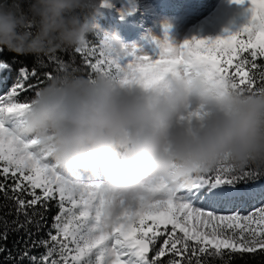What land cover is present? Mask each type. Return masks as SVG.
<instances>
[{
	"label": "snow or ice",
	"instance_id": "6c2138e0",
	"mask_svg": "<svg viewBox=\"0 0 264 264\" xmlns=\"http://www.w3.org/2000/svg\"><path fill=\"white\" fill-rule=\"evenodd\" d=\"M231 3L246 6L250 13L248 22L238 30H226L216 37L193 35L177 44L170 40L169 26H165L163 39L154 38L158 52L152 54L132 45L117 53L102 35L101 58L87 62L89 77L108 74L124 84L147 89L161 84L170 74L196 70L218 85L264 91V71L258 72L259 85L256 75L249 71V66L257 69L258 58H264V0ZM117 6L113 0H104L103 9ZM118 10H125V0ZM81 51L75 49L76 53ZM49 60L58 65L55 75L68 71L62 58L52 55ZM12 71V63L0 60V193L13 204L0 216V241L7 240L9 231L24 229L31 243L25 242L19 254L21 261L165 264L163 258L169 256L167 264H233L245 254L264 252V184H258L264 170L239 171L222 163L194 175L187 185L149 182L129 203L105 187L102 175L89 181L91 174L86 172H60L34 140L17 137L5 126L10 117H19L21 110L30 106L28 93L35 95L55 76L48 72L40 80L34 62L31 68L21 65L16 69V78L9 86L4 74ZM21 95L26 97L24 102L19 100ZM202 115L189 113L193 118ZM52 200L57 201L59 211L48 228L47 239L31 240V227L37 231L44 227V212ZM10 215L15 216L11 221L7 219ZM160 237H164L162 242ZM157 243L161 246L153 252ZM32 248H44V252L33 255ZM4 252L12 257L0 244V253Z\"/></svg>",
	"mask_w": 264,
	"mask_h": 264
},
{
	"label": "clouds",
	"instance_id": "9594fccd",
	"mask_svg": "<svg viewBox=\"0 0 264 264\" xmlns=\"http://www.w3.org/2000/svg\"><path fill=\"white\" fill-rule=\"evenodd\" d=\"M103 3L0 0V51L39 59L81 48L99 28ZM104 36L123 51L118 30ZM13 132L34 140L60 172L102 175L131 203L149 182L187 185L222 163L264 170V91L218 85L196 70L147 89L67 71L37 91Z\"/></svg>",
	"mask_w": 264,
	"mask_h": 264
},
{
	"label": "rangeland",
	"instance_id": "374dc122",
	"mask_svg": "<svg viewBox=\"0 0 264 264\" xmlns=\"http://www.w3.org/2000/svg\"><path fill=\"white\" fill-rule=\"evenodd\" d=\"M160 1L162 2L160 4L166 3L167 7L164 8L156 0H134L137 3L134 5H128L127 0H125V10L120 11L118 10L119 4L123 0H113V3H116L118 6L116 8L103 9V14L95 18L94 22L99 25V28L96 30V46L90 48L86 42L81 47L82 51L92 56V62H95L96 59L101 58L99 44L101 36L105 32L118 30L126 45L136 46L138 49L152 54L158 52L154 38L163 39L165 26H169L168 36L170 40L178 44L193 35L216 37L223 35L226 30L236 31L248 22L250 16V13L246 10V6L235 5L231 3V0ZM221 4L230 6L229 12H225L224 8L222 9V6H220ZM130 8H135V11H129ZM16 75L17 73L14 71L4 74L9 86L15 80ZM28 96L33 98L34 93L29 92ZM19 100L20 102H24L26 97L21 95ZM18 120L19 117L12 116L5 126L10 131H13ZM72 178L78 179L79 177L72 176ZM99 178L100 175H89L87 177L89 181ZM263 183L264 178L258 182V184ZM259 199L260 196L257 195L256 203L259 202ZM163 239L164 237H160L161 242ZM160 246L161 243H157L153 252ZM168 259L169 256L163 258L165 264H167Z\"/></svg>",
	"mask_w": 264,
	"mask_h": 264
},
{
	"label": "trees",
	"instance_id": "16d2710c",
	"mask_svg": "<svg viewBox=\"0 0 264 264\" xmlns=\"http://www.w3.org/2000/svg\"><path fill=\"white\" fill-rule=\"evenodd\" d=\"M95 21V20H94ZM95 23V22H94ZM96 32L89 35L86 42L90 48H94L96 46ZM62 58L63 61L67 62L65 67L68 71L74 72L77 74L89 76L90 71L87 66V62L89 60H93L92 56H89L87 52L81 51L80 53H76L75 49H69L64 51H58L54 54ZM52 56V55H50ZM0 60H4L13 64V71L16 72L21 65L32 67L34 62H37V72L40 80H44L45 73L52 72L54 75L58 70V65L49 60V56H44L39 59L31 56V55H16L7 51L6 49L0 53ZM42 63L43 66H40ZM257 69H252L249 66V71L251 74L256 75L257 85L261 83L259 79V71H264V58H258L256 61ZM231 71V70H230ZM30 83H38L36 81H29ZM252 168V167H250ZM256 169V168H252ZM0 182H3V177L0 176ZM12 180L8 181V184H11ZM39 192V190H37ZM9 195H12L9 192ZM26 199H31V197H25ZM13 208L12 201L6 200L4 198L3 193H0V216H4L6 213ZM48 211L44 212V227H42L39 231L36 230L35 227H31V232L33 233L31 240H40L41 238L47 239V231L49 226L53 224V218L58 214L57 201L52 200L48 204ZM43 211V209H41ZM15 218L14 215L7 216L9 221ZM23 219V217H21ZM28 241L29 245L31 241H29L28 236L25 233L24 229L20 231H9L7 240L0 241V244L5 246L8 250L11 251L12 257L9 258L8 252L0 253V264H28L27 260L21 261L19 259V254L25 249V242ZM44 252V248H32L33 255H39ZM233 264H264V252L258 250L255 254H245L243 258H238L233 261Z\"/></svg>",
	"mask_w": 264,
	"mask_h": 264
},
{
	"label": "bare ground",
	"instance_id": "6f19581e",
	"mask_svg": "<svg viewBox=\"0 0 264 264\" xmlns=\"http://www.w3.org/2000/svg\"><path fill=\"white\" fill-rule=\"evenodd\" d=\"M164 1H166V0H164ZM163 1V2H164ZM156 2L158 3V4H160V3H162L160 0H159V2H158V0H156ZM225 3V2H224ZM132 4L134 5V4H137V3H135L134 2V0H132ZM216 4V3H215ZM160 5H163V7L165 8V7H167V4L166 3H163V4H160ZM220 6H222V9L224 8V11L225 12H229V8H230V6H225V5H220ZM233 6V5H232ZM220 8V7H219ZM217 18V17H216ZM199 31V30H198ZM201 31V30H200ZM264 184V183H263ZM257 188H258V185L256 186ZM251 205L249 204V205H246V207H250ZM221 211H223V209H220Z\"/></svg>",
	"mask_w": 264,
	"mask_h": 264
}]
</instances>
